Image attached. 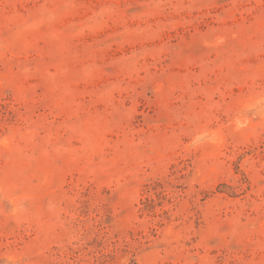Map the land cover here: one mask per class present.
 <instances>
[{
	"label": "rangeland",
	"instance_id": "obj_1",
	"mask_svg": "<svg viewBox=\"0 0 264 264\" xmlns=\"http://www.w3.org/2000/svg\"><path fill=\"white\" fill-rule=\"evenodd\" d=\"M0 264H264V0H0Z\"/></svg>",
	"mask_w": 264,
	"mask_h": 264
}]
</instances>
